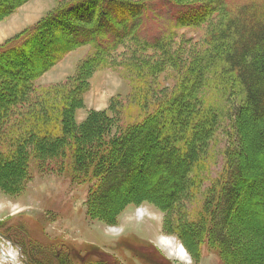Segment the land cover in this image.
Listing matches in <instances>:
<instances>
[{
    "label": "trees",
    "instance_id": "16d2710c",
    "mask_svg": "<svg viewBox=\"0 0 264 264\" xmlns=\"http://www.w3.org/2000/svg\"><path fill=\"white\" fill-rule=\"evenodd\" d=\"M29 1L0 0V21ZM161 2L175 27L201 33L144 34L149 10ZM78 50L84 56L72 73L42 84ZM104 70L117 71L129 90L79 121L92 79ZM127 108L135 110L130 121ZM219 133L223 163L209 177ZM32 171L82 185L91 220L114 225L127 206L149 202L164 211L163 231L195 261L216 255L221 264H264V0H57L0 43V191L19 196ZM248 186L261 191L258 231L246 225L248 214L235 213ZM32 220L0 221V235L19 245L24 264H120Z\"/></svg>",
    "mask_w": 264,
    "mask_h": 264
},
{
    "label": "rangeland",
    "instance_id": "374dc122",
    "mask_svg": "<svg viewBox=\"0 0 264 264\" xmlns=\"http://www.w3.org/2000/svg\"><path fill=\"white\" fill-rule=\"evenodd\" d=\"M56 1L30 0L21 5L12 15L1 20L0 43L24 27L34 24L55 5ZM247 1L252 0H229L232 6ZM142 29L147 36L165 34L169 31H174L178 35L183 33L186 36L194 37L201 33L200 30L192 31L175 27V16H172L170 6L163 2L152 5ZM83 56L84 50L74 51L66 55L60 63L42 75L40 79L42 84L48 85L64 79L73 72L77 61ZM128 90V82L117 71L104 70L97 73L86 94L85 107L77 110V119L79 121L84 120L90 109H106L112 96L125 94ZM134 112L135 110L132 111L131 108L126 109V115H130L128 121L132 119ZM225 145L226 137L223 133H219L211 148L209 177L215 176L221 169L222 152ZM257 151L254 155L255 159L259 156ZM257 167L254 162L251 171L247 173V179L256 174ZM153 179L154 177H151L149 183H152ZM244 192L236 206L235 213L240 220L243 219L241 212L248 214L252 222H250L251 224L246 223V225L250 230L258 231V225H263L258 213L260 212L258 201L261 191L248 186ZM84 196L85 189L83 186L72 185L70 178L55 173L42 174L38 171H32L31 180L19 196H9L0 191V221L20 214L26 215L30 221H33L32 218H39L44 223L42 228L49 236L67 240L77 248L82 247L81 251L91 246L98 247L102 251L99 254L100 257H108L120 264H161L160 259L156 257L155 253L152 255L151 249H147L145 243H149L161 253L165 262L163 264H221L216 255L209 256L207 260L201 262L195 261L176 236L163 231L164 211L152 203L129 205L119 215L114 225H106L85 216ZM160 238L171 239L176 243L175 245L182 246L186 251V257H177L170 253L167 246L160 242ZM8 251L15 253V263L11 260L4 261L2 252L7 253ZM0 262L24 264L19 245L13 244L1 235Z\"/></svg>",
    "mask_w": 264,
    "mask_h": 264
},
{
    "label": "bare ground",
    "instance_id": "6f19581e",
    "mask_svg": "<svg viewBox=\"0 0 264 264\" xmlns=\"http://www.w3.org/2000/svg\"><path fill=\"white\" fill-rule=\"evenodd\" d=\"M161 239V238H160ZM160 242L164 245L167 246V249L170 253H172L173 255L175 254L177 257H186V251L182 246H177L175 245L176 243H174V241H172L171 239L168 238H162L160 240ZM3 253V258L4 261L5 260H11L13 263H15V253H11V252H7V253ZM0 264H4L2 262H0Z\"/></svg>",
    "mask_w": 264,
    "mask_h": 264
}]
</instances>
